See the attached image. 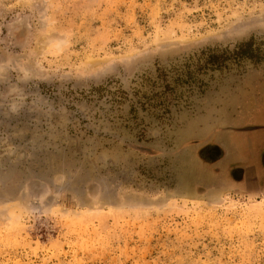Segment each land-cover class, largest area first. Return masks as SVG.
<instances>
[{
    "label": "rangeland",
    "instance_id": "1",
    "mask_svg": "<svg viewBox=\"0 0 264 264\" xmlns=\"http://www.w3.org/2000/svg\"><path fill=\"white\" fill-rule=\"evenodd\" d=\"M263 98L264 0H0V264H264Z\"/></svg>",
    "mask_w": 264,
    "mask_h": 264
},
{
    "label": "crops",
    "instance_id": "2",
    "mask_svg": "<svg viewBox=\"0 0 264 264\" xmlns=\"http://www.w3.org/2000/svg\"><path fill=\"white\" fill-rule=\"evenodd\" d=\"M245 124V125H244ZM237 137L238 163L231 169L240 174L242 189L264 191V98L253 106L249 120Z\"/></svg>",
    "mask_w": 264,
    "mask_h": 264
},
{
    "label": "trees",
    "instance_id": "3",
    "mask_svg": "<svg viewBox=\"0 0 264 264\" xmlns=\"http://www.w3.org/2000/svg\"><path fill=\"white\" fill-rule=\"evenodd\" d=\"M245 45H246V46H250L251 44H249V43H246Z\"/></svg>",
    "mask_w": 264,
    "mask_h": 264
},
{
    "label": "flooded vegetation",
    "instance_id": "4",
    "mask_svg": "<svg viewBox=\"0 0 264 264\" xmlns=\"http://www.w3.org/2000/svg\"><path fill=\"white\" fill-rule=\"evenodd\" d=\"M214 148H215V147H213V146L211 147V149H214Z\"/></svg>",
    "mask_w": 264,
    "mask_h": 264
}]
</instances>
